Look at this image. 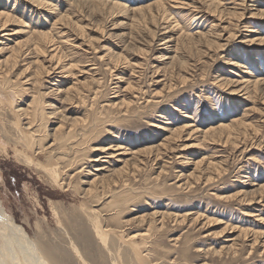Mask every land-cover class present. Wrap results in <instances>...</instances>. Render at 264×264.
I'll list each match as a JSON object with an SVG mask.
<instances>
[{"label":"rangeland","instance_id":"obj_1","mask_svg":"<svg viewBox=\"0 0 264 264\" xmlns=\"http://www.w3.org/2000/svg\"><path fill=\"white\" fill-rule=\"evenodd\" d=\"M0 12V205L18 230L58 264H264V0Z\"/></svg>","mask_w":264,"mask_h":264},{"label":"bare ground","instance_id":"obj_2","mask_svg":"<svg viewBox=\"0 0 264 264\" xmlns=\"http://www.w3.org/2000/svg\"><path fill=\"white\" fill-rule=\"evenodd\" d=\"M88 1V0H87ZM75 3V2H74ZM3 13L0 12V17H3ZM8 15H6L4 18L6 21L9 18H6ZM3 18V19H4ZM2 19V18H0ZM4 23V22H2ZM6 23V22H5ZM14 23V22H13ZM4 25V24H3ZM21 55V53H20ZM16 56V55H15ZM14 60V59H13ZM62 69H65L66 66L62 65L60 66ZM39 70V69H37ZM3 71V69H2ZM40 72V71H39ZM7 84V83H6ZM255 84H263L264 85V79L257 80L255 79ZM68 92V91H67ZM66 97V96H65ZM33 100H35L33 98ZM39 102V100H38ZM32 103V101H31ZM35 103V101H34ZM33 104V103H32ZM37 104V103H36ZM37 106V105H36ZM42 106V105H41ZM29 107V106H28ZM43 107V106H42ZM41 107V108H42ZM42 112V111H41ZM33 114V113H32ZM35 114V113H34ZM42 114V113H41ZM38 116V114H37ZM39 118V117H38ZM40 119V118H39ZM32 123V122H31ZM30 124V123H29ZM31 125V124H30ZM96 126V125H95ZM28 129V128H27ZM32 129V128H31ZM33 132V131H32ZM36 132V131H35ZM68 134V132H67ZM70 134V133H69ZM68 134V135H69ZM84 135V134H83ZM27 137V136H26ZM67 137V136H66ZM70 137V136H69ZM62 138V137H61ZM86 138V135L82 136V141H84ZM65 139V137H63ZM62 140H58L63 142ZM86 139L85 141H87ZM56 141V140H55ZM57 142V141H56ZM67 142V141H66ZM72 142V141H71ZM81 142V141H80ZM87 143V142H86ZM38 145H40L38 143ZM37 145V146H38ZM68 146V145H67ZM49 147V146H48ZM44 148V147H43ZM90 148V147H89ZM75 149V148H74ZM91 149V148H90ZM48 151V150H46ZM50 152V151H49ZM48 153V152H46ZM72 153V152H71ZM63 155V154H62ZM64 156V155H63ZM55 157V156H54ZM65 157V156H64ZM72 158V156H71ZM55 159V158H54ZM56 160V159H55ZM65 160V159H64ZM52 161V160H51ZM77 163V162H76ZM62 164V163H61ZM65 166V165H64ZM67 167H70L68 165ZM72 167V166H71ZM72 169V168H71ZM66 170V169H65ZM116 172V171H115ZM114 173V172H113ZM67 174V173H64ZM101 183V182H100ZM99 184V183H98ZM101 186V185H100ZM107 186V185H106ZM93 188V187H92ZM107 188V187H106ZM105 190V189H104ZM108 190V189H107ZM96 192V191H95ZM92 193V192H91ZM101 195V194H100ZM94 197L97 195H93ZM92 196V197H93ZM98 197V196H97ZM96 199V198H95ZM113 199V198H112ZM106 204V203H105ZM104 205V204H103ZM114 208H110L109 210H113ZM116 212V215L119 213L117 209L114 210ZM106 222V221H105ZM95 223L98 224V220H95ZM101 231V237L103 239L107 235L105 233V230L102 226L97 227ZM99 231V233H100ZM127 240H133V236L130 237V239ZM126 243V242H125ZM48 244V243H47ZM131 243H128V245ZM75 246V245H74ZM76 249L77 253H80L76 247H73ZM136 251V249H135ZM52 250L48 247L41 246V243L38 240L33 239V237H30V235L25 236L23 232L17 229L16 225L13 223L10 216L4 211V209L0 205V263L1 264H58L55 259L52 257ZM138 260H140L139 255H136ZM81 257V256H80Z\"/></svg>","mask_w":264,"mask_h":264}]
</instances>
